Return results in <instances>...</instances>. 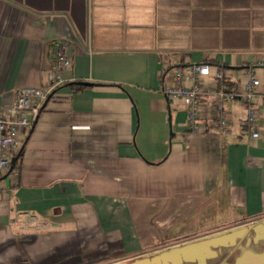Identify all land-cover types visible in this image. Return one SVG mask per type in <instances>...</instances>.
<instances>
[{"label": "crops", "instance_id": "crops-1", "mask_svg": "<svg viewBox=\"0 0 264 264\" xmlns=\"http://www.w3.org/2000/svg\"><path fill=\"white\" fill-rule=\"evenodd\" d=\"M59 42L65 84L0 169V264H120L187 232L264 220V100L252 138L245 102L225 104L221 128L207 93L218 66L225 88L252 69L264 92V0H0V111L46 83ZM193 63L204 64L199 132L187 103L161 91L163 67ZM24 211L45 227L25 228Z\"/></svg>", "mask_w": 264, "mask_h": 264}, {"label": "built area", "instance_id": "built-area-1", "mask_svg": "<svg viewBox=\"0 0 264 264\" xmlns=\"http://www.w3.org/2000/svg\"><path fill=\"white\" fill-rule=\"evenodd\" d=\"M72 58L68 54V45L59 42L55 47L54 65L48 73L47 81L39 87L24 86L17 89L13 103L0 111V169H11L15 164V157L20 155L25 147L32 129L40 119L47 101L56 90L65 84L63 72L70 67ZM204 64L193 63L179 65L172 69L163 67V79L170 72L168 85L161 89L169 100H184L187 103L188 128L192 132H199L202 128L200 96L204 93L202 72ZM226 70L218 66L216 79L218 87L207 90L215 98V106L219 112L217 124L225 127L228 124L225 104L241 99L246 104L247 116L244 125L248 135L258 138L261 135V117L254 99L260 96L264 100V92L257 88V77L252 69L248 72L247 81L238 89H228L223 86ZM3 188L0 187V191ZM16 221L25 228L41 229L45 227L35 213L24 211L18 214Z\"/></svg>", "mask_w": 264, "mask_h": 264}, {"label": "flooded vegetation", "instance_id": "flooded-vegetation-1", "mask_svg": "<svg viewBox=\"0 0 264 264\" xmlns=\"http://www.w3.org/2000/svg\"><path fill=\"white\" fill-rule=\"evenodd\" d=\"M245 232L241 237L247 235L248 230L245 228ZM255 233L252 237H248L245 243L239 244L238 237L235 241L229 237L228 241L219 245H208L202 243L191 249H181L188 244L194 242H201L207 240L209 237L198 239L191 242H185L175 244L159 251H153L150 253L142 254L135 257L132 260L123 263H134V264H229L235 257L241 256L250 245L255 241L261 240L264 243V224H257L253 227ZM229 232L219 233L220 235ZM263 240V241H262ZM264 245V244H263ZM234 249L230 251V248ZM229 248V249H228ZM236 249V250H235Z\"/></svg>", "mask_w": 264, "mask_h": 264}, {"label": "rangeland", "instance_id": "rangeland-1", "mask_svg": "<svg viewBox=\"0 0 264 264\" xmlns=\"http://www.w3.org/2000/svg\"><path fill=\"white\" fill-rule=\"evenodd\" d=\"M257 224H264V220L263 221L261 220V221L255 223V224H252V225H249V226H245V228H247L249 230H248L247 235H245L244 237H240L239 238V240H238L239 244L245 243V241L247 240L248 237H252L254 235L255 230L253 229V227L255 225H257ZM202 232L203 231H199V234L202 233ZM227 232H229V231H227ZM187 233L188 234L182 235L181 237H178L176 239L171 240V243L168 242V243H165L164 245L168 244V247H169V246H173L175 244L191 242V241H195V240H198V239H202V237L201 238H196L197 237L196 234L198 232L195 233V231H191V232H187ZM214 235H211V236H214ZM211 236H208V237H211ZM263 244L264 243L261 242V241L258 244H255L256 247H255L254 250H257L258 252L262 251V249L264 247ZM233 249L234 248L231 247L230 251L233 250ZM254 250H252V251L254 252ZM236 264H264V255H247V256L243 257L241 260L237 261Z\"/></svg>", "mask_w": 264, "mask_h": 264}, {"label": "water", "instance_id": "water-1", "mask_svg": "<svg viewBox=\"0 0 264 264\" xmlns=\"http://www.w3.org/2000/svg\"><path fill=\"white\" fill-rule=\"evenodd\" d=\"M245 227L243 228H239V229H235V230H232V231H229V233H226V234H223V235H220V234H216L214 236H211L209 237L207 240H203L201 242H194V243H191V244H188L187 246H184L183 248V251L184 249H191L195 246H198L202 243H206L208 244L209 246L210 245H219V244H223L225 243L226 241H228L229 237L232 238V241H235L238 237H241L244 232H245ZM247 255H264V252L262 253H254V252H250V251H246L244 252L237 260H241L243 257L247 256ZM236 262L234 264H236ZM120 264H134V263H120Z\"/></svg>", "mask_w": 264, "mask_h": 264}, {"label": "trees", "instance_id": "trees-1", "mask_svg": "<svg viewBox=\"0 0 264 264\" xmlns=\"http://www.w3.org/2000/svg\"><path fill=\"white\" fill-rule=\"evenodd\" d=\"M71 85H72L73 88H75L76 90H82L84 87H86L85 84H78V85H76V84L72 83ZM14 165H15V164H14ZM14 165L12 166V168L15 167ZM260 241H261V240H259V241H255V243H253L252 245H250V246L248 247L249 249H247L246 251L253 252L252 250H254L255 247H256L255 244H258ZM262 241H263V240H262ZM246 251H245V252H246ZM262 252H264V247H263L262 251H259V252H258L257 250H254V253H262ZM243 253H244V252H243ZM243 253H242V254H243ZM242 254H241V255H242ZM239 257H240V256H239ZM239 257H235V258H233L232 261H231V263H229V264H234V263L236 262V260H237Z\"/></svg>", "mask_w": 264, "mask_h": 264}]
</instances>
